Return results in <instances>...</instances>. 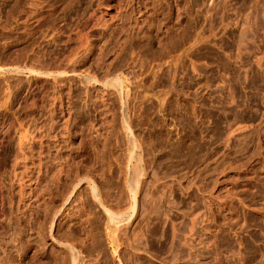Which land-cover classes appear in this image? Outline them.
Here are the masks:
<instances>
[{
	"label": "rangeland",
	"instance_id": "obj_1",
	"mask_svg": "<svg viewBox=\"0 0 264 264\" xmlns=\"http://www.w3.org/2000/svg\"><path fill=\"white\" fill-rule=\"evenodd\" d=\"M224 1L0 0V264H264V0L255 31ZM88 178L133 216L118 245Z\"/></svg>",
	"mask_w": 264,
	"mask_h": 264
},
{
	"label": "bare ground",
	"instance_id": "obj_2",
	"mask_svg": "<svg viewBox=\"0 0 264 264\" xmlns=\"http://www.w3.org/2000/svg\"><path fill=\"white\" fill-rule=\"evenodd\" d=\"M221 1V0H220ZM248 1V0H247ZM246 1V2H247ZM223 2H225L224 0H223ZM222 2V3H223ZM232 2V1H231ZM216 3H217V1H216ZM219 3V2H218ZM217 3V4H218ZM221 3V2H220ZM244 3V2H243ZM224 4V3H223ZM223 4H221V5H223ZM235 4V3H234ZM246 4V3H245ZM226 5V4H225ZM247 5V4H246ZM224 6V5H223ZM222 6V8L224 9V7ZM228 6V5H227ZM231 6V5H230ZM232 6H233V4H232ZM242 7H244V5L242 6ZM221 7H220V5L218 4L217 5V7H216V15L218 16L217 18H218V20H217V26H216V30L218 31V35H219V33L220 34H222V33H224V32H222V31H229V30H231V17H230V14L229 15H227V13L228 12H226L225 14H224V11H223V9H222ZM239 9V8H238ZM237 9V10H238ZM231 10V9H230ZM244 10V9H243ZM245 10H246V8H245ZM244 10V11H245ZM252 12H251V14H252V17H251V19L253 18V17H255V26H253L252 28H253V31H255L256 29H258L259 28V26H261L260 25V20L262 21V19H261V16H260V13H261V11H262V7H261V5L259 4V1L257 0L256 2H255V4L253 5V8H252ZM226 11V10H225ZM232 12V11H231ZM240 12H242V11H240ZM237 14V13H236ZM241 15V14H240ZM235 16H237V15H235ZM234 17V16H233ZM246 17V16H245ZM237 18H239V17H237ZM241 18V17H240ZM238 20V19H237ZM236 20V21H237ZM253 20V19H252ZM239 21V20H238ZM246 21V20H245ZM250 22V21H249ZM253 22V21H252ZM235 23V22H234ZM262 23V22H261ZM243 24V23H242ZM247 24H249V23H247ZM251 24V23H250ZM236 25V24H235ZM252 25V24H251ZM240 26V25H239ZM242 26V25H241ZM243 29V28H242ZM245 30H247V29H245ZM227 31V32H228ZM230 32V31H229ZM248 33V32H247ZM258 33V32H257ZM256 33V34H257ZM253 35V34H252ZM223 36V35H222ZM250 36V35H249ZM258 36H259V34H258ZM216 37H218L219 39L218 40H220V37H221V35H220V37L219 36H216ZM261 37V36H260ZM256 37H254L253 39H255ZM252 39V38H251ZM252 39V41H254ZM257 40H255V43H257V42H259V43H257L256 45H255V47L253 48V50H254V53H255V63H257L258 65H260L261 64V61H262V58H264V56H262L263 54V52H264V50H262L263 48H262V46L264 45H262L261 44V42H262V39L260 38L257 42H256ZM219 43V42H218ZM250 43H251V41H250ZM249 43V44H250ZM247 45H248V43H247ZM253 45V44H252ZM250 46H251V44H250ZM253 47V46H252ZM249 48V47H248ZM252 53H253V51H252ZM219 54V53H218ZM254 55V54H253ZM222 57V56H221ZM220 59V58H219ZM229 65V64H228ZM222 71V70H221ZM228 72V71H227ZM226 72V73H227ZM245 72H246V70H245ZM58 73V72H57ZM61 73V72H60ZM226 73H224L225 74V76H223V77H225V79L227 78L226 77ZM229 73V72H228ZM65 74V73H64ZM230 74V73H229ZM231 75V74H230ZM229 75V76H230ZM87 76V75H86ZM233 76V75H232ZM252 76H254V75H252ZM259 75H258V73H257V77H258ZM118 77V76H117ZM95 78V77H94ZM222 78V77H221ZM232 78V77H231ZM255 78H256V76H255ZM261 79L262 78H264V77H260ZM228 79H229V77H228ZM228 79H226L227 80V82H228ZM111 81V80H110ZM224 81V80H223ZM226 82V83H227ZM230 82H231V80H230ZM109 83V82H108ZM224 83V82H223ZM112 84H115V86H114V91H115V93L118 95V93H119V95L121 94H124V90H125V82L123 81V79H121V78H116V79H113L112 80ZM129 84V83H128ZM228 84H230V83H228ZM91 85V84H90ZM222 85V84H221ZM130 86V85H129ZM128 86V87H129ZM223 86V85H222ZM229 87H231L230 85H229ZM232 88V87H231ZM113 89V88H112ZM228 90V89H227ZM231 91V90H230ZM118 92V93H117ZM126 93V92H125ZM118 95V96H119ZM230 97H232V96H230ZM233 99H234V97H233ZM129 107H130V105H129ZM126 125V124H125ZM127 126V125H126ZM129 126V125H128ZM125 127V126H124ZM125 129H128V128H125ZM127 131V130H126ZM124 132H125V130H124ZM26 133V132H25ZM129 133H131V132H129ZM125 134V133H124ZM24 135V134H23ZM126 135H127V133H126ZM26 136H23L22 137V139H21V142H24V138H25ZM129 139V138H128ZM131 139H132V137H131ZM131 142H133V144L136 146V141H135V139L133 140H131ZM134 146V147H135ZM141 148V147H140ZM135 151V150H134ZM140 151V150H139ZM137 153H138V151H137ZM137 153L136 152H134L133 153V155H134V157H137L136 155H137ZM141 153V152H140ZM140 156H142V155H140ZM139 156V158H141ZM137 159H138V157H137ZM137 162V161H136ZM139 162H140V160H139ZM147 162V161H146ZM142 164H144V163H142ZM148 164V163H147ZM143 166V165H142ZM144 166H145V164H144ZM146 170V169H145ZM144 172V170H143V168L140 166V165H136L135 167H134V169H133V183H134V186H132V187H130V189H129V191H128V193H126V197L123 195V197L122 196H118L117 198H119V200H121V201H123V204H124V202H125V204H127V206L129 207V209H131L132 211H134L135 209H136V205H137V200H138V190L141 188H138L139 187V184H140V179L142 178H140V176L141 175H143L142 173ZM145 174V173H144ZM58 179V178H57ZM145 179V178H144ZM144 179L142 178L141 180H143L144 181ZM142 181V182H143ZM80 182H81V179H80ZM87 182H88V184H89V188H90V192H91V194H92V197H93V199H94V201H96L97 203H98V205L103 209V212L105 213H107L108 214V222L110 223V225L112 226L111 227V229H110V235L109 236H111V238L113 239V241L118 245L119 243V238H118V234H116L117 236H115V234H114V232H115V230H117V226L118 225H121L120 224V222H127V225L129 226V224L131 223V218L133 217V216H131V214L130 213H128L127 211L125 212V213H123V214H121V213H119V214H115V213H113V212H111V208L110 207H108V202H109V200L111 199V197L112 196H114L113 195V193L111 192V190H108L107 189V187H100L94 180H92V179H87ZM142 182H141V185L140 186H142ZM77 185L78 184H75L74 185V187H73V190H72V192H71V194L73 193V191L75 190V188L77 187ZM104 188H106V189H104ZM142 189V188H141ZM47 191V190H46ZM127 191V190H126ZM140 191V190H139ZM50 192V191H49ZM53 194V193H52ZM69 195V196H67L66 198H65V201H63L64 202V204L66 205L68 202H70V200L72 199L71 197H72V195ZM125 194V193H124ZM52 196V195H51ZM122 204V205H123ZM126 206V205H125ZM105 213V214H106ZM53 215H51V217H50V230L54 227V224H55V221H56V217H58L60 214H59V212L57 211V213L55 212H53L52 213ZM133 214V213H132ZM60 217H61V215H60ZM106 217H107V215H106ZM125 222V223H126ZM108 223V224H109ZM123 224V223H122ZM57 225V224H56ZM130 225H132V224H130ZM108 227H110V226H108ZM121 227V226H120ZM119 226H118V228H120ZM124 227V226H123ZM130 227V226H129ZM121 229V228H120ZM107 230H108V228H107ZM118 232V231H117ZM116 233V232H115ZM122 233V232H121ZM120 233V231H119V234H121ZM125 233V232H124ZM108 234H109V232H108ZM123 234V233H122ZM121 238H122V236H121ZM123 239V238H122ZM127 239V238H126ZM68 240V239H67ZM58 241V245H59V247L61 248V250H62V254H58L57 256H55V258L53 259V262L51 263V264H91L92 262H95L96 264H101V263H99L100 261H99V259L97 258V257H92V255L91 256H88L87 254H84L83 253V251L77 246L78 244H75V242L73 241V242H70V240H68V241H61V240H57ZM72 241V240H71ZM123 240H121V242H122ZM117 248V247H116ZM117 250V249H116ZM36 253V252H35ZM31 257V256H30ZM33 257V256H32ZM95 258V259H94ZM34 259V258H33ZM38 259V258H37ZM26 261V260H25ZM117 262V261H116ZM36 264H50L49 263V260L47 259V262H46V259H45V261L42 259H38L37 260V262H35ZM108 264V263H107ZM118 264H122L121 262H120V260H118Z\"/></svg>",
	"mask_w": 264,
	"mask_h": 264
}]
</instances>
